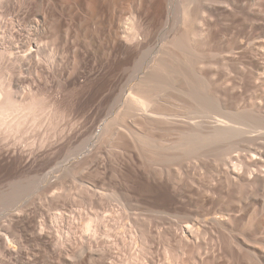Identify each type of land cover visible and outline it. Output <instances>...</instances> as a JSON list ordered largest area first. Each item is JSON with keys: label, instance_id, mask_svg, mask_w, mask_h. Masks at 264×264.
Instances as JSON below:
<instances>
[{"label": "bare ground", "instance_id": "6f19581e", "mask_svg": "<svg viewBox=\"0 0 264 264\" xmlns=\"http://www.w3.org/2000/svg\"><path fill=\"white\" fill-rule=\"evenodd\" d=\"M176 1L173 21L174 0H136L131 17L111 0H0V18L9 16L0 21V208L25 200L2 223L0 264L18 261L31 248L26 233L46 227L67 264H123L126 252L129 264H264V0ZM84 11L104 19L94 60L102 92L91 116L75 119L48 88L88 63ZM21 31L28 41L15 47ZM245 97L256 103L241 108ZM44 125L51 132L36 139ZM129 165L163 181L179 208L144 205L123 180ZM57 170L38 219L30 184ZM61 199L80 209L56 212Z\"/></svg>", "mask_w": 264, "mask_h": 264}, {"label": "rangeland", "instance_id": "374dc122", "mask_svg": "<svg viewBox=\"0 0 264 264\" xmlns=\"http://www.w3.org/2000/svg\"><path fill=\"white\" fill-rule=\"evenodd\" d=\"M176 2L177 1L174 0V2L172 4V9H171V11H172L171 12V19L173 21L177 19V17L179 16V13H180L179 4L177 6L178 2L177 3ZM135 4H136V0H111L110 5L112 7V10L114 8L116 10V13L118 12L117 13L118 16H123V17L129 16V17H131V14L135 10ZM89 15L90 14L86 13L85 11L83 12L84 26H85V29L87 32L82 37V41H83L82 44L83 45L80 44L81 46H79L80 54L85 53V54H83V59H85L86 62H88L87 65H83L81 67L82 64H79L77 73L76 74L73 73L71 77L69 76L68 82H66L65 85H62L59 87V86H56L54 83L53 86L51 85V87H50V85H49L50 88H48L52 92V94L53 93L55 94V95L53 94V96L59 97L60 99L64 100L65 102H67L69 104V106L71 104L70 107L74 108V118L75 119H78V118L81 119L86 112H90V113H88V116L90 117L92 114V111L94 110V108H93L94 103L96 102L100 93L102 92L101 87H100L102 81L99 79L96 80L94 78L95 72H96L95 71L96 64H95L94 60L96 57L103 54V51H104V49L100 46V41L97 38L98 33H96V28H100L101 26L103 27L104 19L102 18V16L98 15L97 13L90 15V16ZM223 19H227V18L222 17V21L223 22L225 21L226 25L228 24L227 26H224V27H227V29L234 30V27L232 26V25H234L233 21L232 20L228 21V20H223ZM0 21L7 23L9 21V16H7V15L2 16L0 18ZM26 21L25 22L27 24H30V21H28V19ZM226 21L228 23H226ZM231 30H229V31H231ZM94 31H95V33H94ZM92 35L94 36L93 38H92ZM229 37H230V34L229 35L227 34L226 38H229ZM28 38H29L28 33L21 31L20 35L14 38L12 44L15 47H19L20 46L19 40H22V42H27ZM87 42H89V44ZM155 43H156V45H154V47L152 48L149 57H153L157 54V51L161 47L162 40L157 39V42H155ZM78 59L81 60V57H78ZM71 60H73V57H71ZM92 67L94 68V70H91L89 73V70ZM68 72H72L71 68H69ZM84 75L90 79L84 81V79H85ZM30 78H31L30 76H27V78L24 82V85L28 84V81L30 80ZM89 81H91V82H89ZM83 82H85V83H83ZM135 82H136V79L134 80V77L131 78V80L129 81L130 86H133L135 84ZM86 84H87V86H86ZM262 89H264L263 85H262ZM24 94L25 93L23 92L21 94V96H24ZM251 100L253 102H250V97H245L244 99L239 100L238 105L240 104V107L242 108L246 104H247L246 107H249V106L256 103V102H254L253 99H251ZM246 101H247V103H246ZM241 102L242 103L244 102V103L242 104ZM262 103H263L262 105L264 107V101H262ZM86 117H84V120H86L85 119ZM87 121L88 120H86L85 123ZM63 124H64V122L61 125H63ZM46 126L47 125H44L43 126L44 128L43 127L41 128L42 130L38 129V133H36V135H35L36 139L41 137V134H44L47 132L46 133V135H47L51 132L49 129L47 130ZM60 128H59V131H60ZM41 131H42V133H41ZM39 132L41 134H39ZM58 138H60V137H57V139H51V141H53V142L55 140L57 142H59L57 145H55V149H54V151L56 152L55 154H53L54 158L57 157L55 159L54 163L56 161L61 162L62 169H64L66 167L65 164L68 162V161L66 162V160H68L69 157L62 154V153L60 154V150L63 148L64 143H61L60 141H58ZM59 145H60V147H59ZM75 156H77V155H74L73 157H75ZM66 157H68V158L66 159ZM52 165H54V164H52ZM125 168H126L125 169V177L126 178H123V180L130 187V192L134 196L137 195L136 197L141 199V201H144V203H145V204L143 203L144 205H147V206L151 205L152 207L162 208V209H166L163 207H167V209H172V208L174 209L175 207L179 208L180 205L177 202L176 194L173 191H170L167 188V186L165 185V183H163V181H158V179L148 177L144 172H142L139 168L137 169V167H135L133 165L132 166L129 165V167L125 166ZM47 170H49V169H47ZM60 172L61 171H59V170L53 171L46 178H39L37 180V182L34 181L33 182L34 184L33 183L30 184V186L32 187L31 188V192H32L31 195L33 196L34 201L36 202L35 203L36 214H37L36 217L38 219L41 218L40 215H41V210H42L39 207V204H40V202H42V203L45 202L44 197H46L45 196L46 192L48 193L47 195L49 198V199H46V203L49 202L48 200H50V202H51V198H52L51 196H52L53 192L52 191L48 192L47 190L56 181V179H58L56 177L60 174ZM139 172H141V173H139ZM126 174H128V175H126ZM84 178H86V177L84 176ZM88 179L92 180L93 182L97 183L98 185L103 184L104 187H107L114 180V178H105V181L103 182L102 179L100 180V178H98V179L97 178H88ZM119 179H122V178H119ZM205 180H207V179H205ZM67 181H68L67 182L68 186L72 185L71 179H68ZM0 183H1V181H0ZM164 187H166V188H164ZM100 191L105 192L104 190H100ZM41 198H42V200H41ZM24 201H25L24 199H22V200L16 199L15 204H17V203L18 204L13 205V207H11L12 201H8V202H11V206H10V203L7 202L6 207L3 206L2 208H0V218H1L0 219V232L2 231L0 233V240L2 239V235L4 233V230H1V227L4 226L3 224L5 223L7 218L10 216L9 214L11 212L16 211L19 208V205H22ZM58 202H59V205H57V207H60V208H58L56 210V212H58L59 210L60 211L65 210L69 214H74L72 212L74 209H76V210L80 209L79 204H74L71 202V200L61 199ZM42 203L40 204L41 206H42ZM71 204H73V205H71ZM43 206H42V208H43ZM14 207H16V208H14ZM61 208H63V209H61ZM7 215H9V216H7ZM39 234H40V236H39ZM58 234H60L59 236L61 238H65L69 233H68V230H65V232H61ZM26 237H27L26 239L30 240V245H31L30 250H28L29 252H27V253H29V255L26 252H25L26 254L23 253L24 255L22 254L23 256L21 255V258H20L21 260L19 259L18 261H15L14 264H67L59 256V251H58L59 249H57V246H55L53 244V242L55 241V237L53 235V230H51L50 228L46 227L44 229V231H42V233L36 232L33 235H29V233L27 232ZM26 239H24L25 242H23V243H26ZM8 245L13 250H18L20 248V244L13 242V241H10ZM122 254L123 255H121V254H119V255H120V257L124 258L123 264H129V262H128L129 259H127V261H126L127 255L129 257V252L128 253L127 252L122 253ZM124 255H126V256H124Z\"/></svg>", "mask_w": 264, "mask_h": 264}]
</instances>
